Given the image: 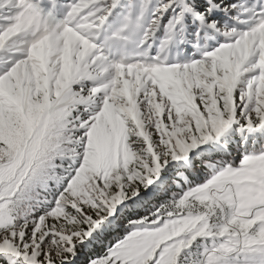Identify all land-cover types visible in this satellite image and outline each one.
I'll return each instance as SVG.
<instances>
[{
  "label": "snow or ice",
  "instance_id": "obj_1",
  "mask_svg": "<svg viewBox=\"0 0 264 264\" xmlns=\"http://www.w3.org/2000/svg\"><path fill=\"white\" fill-rule=\"evenodd\" d=\"M0 264H264V0H0Z\"/></svg>",
  "mask_w": 264,
  "mask_h": 264
}]
</instances>
